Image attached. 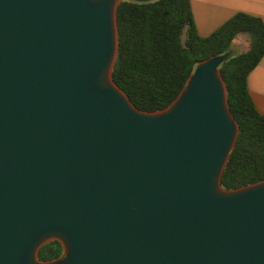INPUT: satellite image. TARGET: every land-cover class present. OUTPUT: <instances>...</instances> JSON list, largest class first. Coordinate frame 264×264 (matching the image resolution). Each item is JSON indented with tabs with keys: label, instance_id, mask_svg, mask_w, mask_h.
<instances>
[{
	"label": "water",
	"instance_id": "1",
	"mask_svg": "<svg viewBox=\"0 0 264 264\" xmlns=\"http://www.w3.org/2000/svg\"><path fill=\"white\" fill-rule=\"evenodd\" d=\"M122 1L0 0V264H264V180L221 186L224 57L139 110L112 77Z\"/></svg>",
	"mask_w": 264,
	"mask_h": 264
},
{
	"label": "trees",
	"instance_id": "2",
	"mask_svg": "<svg viewBox=\"0 0 264 264\" xmlns=\"http://www.w3.org/2000/svg\"><path fill=\"white\" fill-rule=\"evenodd\" d=\"M118 57L113 80L131 102L145 112L164 110L185 88L200 61L223 56L219 66L228 91L239 136L221 178L234 190L264 180V113L248 90V75L264 57V21L236 13L208 36L199 34L191 0H123L117 8ZM249 36V48L236 56L228 51L240 35ZM64 254L55 240L42 246L41 261Z\"/></svg>",
	"mask_w": 264,
	"mask_h": 264
},
{
	"label": "crops",
	"instance_id": "3",
	"mask_svg": "<svg viewBox=\"0 0 264 264\" xmlns=\"http://www.w3.org/2000/svg\"><path fill=\"white\" fill-rule=\"evenodd\" d=\"M200 35L208 36L236 13H246L264 21V0H191ZM248 90L260 113H264V57L248 75Z\"/></svg>",
	"mask_w": 264,
	"mask_h": 264
},
{
	"label": "rangeland",
	"instance_id": "4",
	"mask_svg": "<svg viewBox=\"0 0 264 264\" xmlns=\"http://www.w3.org/2000/svg\"><path fill=\"white\" fill-rule=\"evenodd\" d=\"M249 36L248 35H240L238 36L232 45V47L228 51L229 56H236L240 53L245 52L249 48Z\"/></svg>",
	"mask_w": 264,
	"mask_h": 264
}]
</instances>
